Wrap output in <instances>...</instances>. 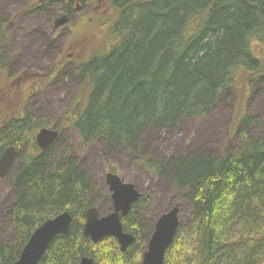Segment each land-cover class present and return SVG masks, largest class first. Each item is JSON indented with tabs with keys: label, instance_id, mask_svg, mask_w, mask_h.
I'll list each match as a JSON object with an SVG mask.
<instances>
[{
	"label": "trees",
	"instance_id": "16d2710c",
	"mask_svg": "<svg viewBox=\"0 0 264 264\" xmlns=\"http://www.w3.org/2000/svg\"><path fill=\"white\" fill-rule=\"evenodd\" d=\"M62 1L69 13L84 2V22L108 42L78 64L83 87L71 125L84 142L101 138L109 149L119 144L137 152L144 130H174L235 93L232 131L241 137L239 147L140 164L170 180L193 206L189 229L180 224L164 264H264V136L251 138L258 122L246 109L252 88L264 86V0H42L37 7ZM6 26L0 14V45ZM9 80L0 61V153L19 149L9 207L17 236L0 242V264L17 260L32 232L63 211L73 216L70 232L57 236L38 264H79L84 257L142 264L152 233L143 234L146 196L122 217L124 231L135 237L125 251L114 237L86 238L95 187L76 159L55 153L58 139L40 150L35 139L45 125L31 113L2 109Z\"/></svg>",
	"mask_w": 264,
	"mask_h": 264
},
{
	"label": "rangeland",
	"instance_id": "374dc122",
	"mask_svg": "<svg viewBox=\"0 0 264 264\" xmlns=\"http://www.w3.org/2000/svg\"><path fill=\"white\" fill-rule=\"evenodd\" d=\"M40 2L0 0V14L7 20V38L0 45V59L4 58L0 61L11 83L2 95V109L26 111L45 127L59 131L55 153L66 152L88 175L95 187L94 207L100 215L113 210L106 183L107 173L113 172L124 182L132 183L149 202L142 212L143 234L151 233L157 219L175 205H179L180 224L189 229L192 204L170 180L145 169L140 161L146 158L164 165L170 159L197 151L221 155L239 147L241 137L232 131L235 93L225 94L213 111L200 118H189L174 130H144L137 139L138 153L119 144L109 149L101 138L84 142L71 125L76 113L72 106L83 87V80L77 75L78 64L85 56L107 49L108 42L101 32L84 22L89 11L84 2L77 1L68 22L59 27H55L54 21L66 14L67 3L39 9ZM32 76L40 77L35 80ZM246 100L247 112L258 122L251 130V138L262 137L264 109L259 111L258 106L264 104V86L256 84ZM208 123L214 125L213 134L200 142V132ZM16 168L17 164L6 177L0 178V242H10L17 236L9 214L16 195L11 186Z\"/></svg>",
	"mask_w": 264,
	"mask_h": 264
},
{
	"label": "water",
	"instance_id": "95a60500",
	"mask_svg": "<svg viewBox=\"0 0 264 264\" xmlns=\"http://www.w3.org/2000/svg\"><path fill=\"white\" fill-rule=\"evenodd\" d=\"M68 16L63 15L54 21L55 26L67 23ZM59 132L53 128H42L36 135V143L42 150H46L58 138ZM17 149L8 148L0 158V177H5L15 165ZM106 182L111 192L113 210L106 215H100L95 207L88 209L84 224V236L98 243L106 237H114L121 250L125 251L131 245L134 235L124 231L122 217L128 215L132 206L141 197V193L132 183H125L113 173L106 175ZM73 223V216L69 211H63L44 221L30 235L19 257L12 264H38L51 242L60 235H67ZM179 205L173 206L161 215L154 226L152 234L143 254L142 264H164L167 251L173 244L178 229ZM79 264H95L93 258L84 257Z\"/></svg>",
	"mask_w": 264,
	"mask_h": 264
},
{
	"label": "bare ground",
	"instance_id": "6f19581e",
	"mask_svg": "<svg viewBox=\"0 0 264 264\" xmlns=\"http://www.w3.org/2000/svg\"><path fill=\"white\" fill-rule=\"evenodd\" d=\"M64 13H66L65 15L68 16L69 15V10L64 11ZM65 24H63V25H65ZM258 109H259V111H262L264 109V104L258 106ZM213 130H214V125L212 123H208L206 125V127L204 128V130H202V132H200V139H199V141L202 142V141H205L207 138H210V136H212V134H213Z\"/></svg>",
	"mask_w": 264,
	"mask_h": 264
},
{
	"label": "flooded vegetation",
	"instance_id": "af4514ba",
	"mask_svg": "<svg viewBox=\"0 0 264 264\" xmlns=\"http://www.w3.org/2000/svg\"><path fill=\"white\" fill-rule=\"evenodd\" d=\"M55 27H59V26H55Z\"/></svg>",
	"mask_w": 264,
	"mask_h": 264
}]
</instances>
